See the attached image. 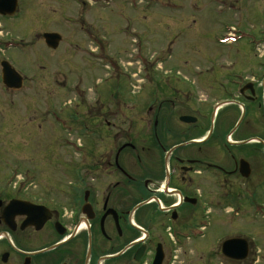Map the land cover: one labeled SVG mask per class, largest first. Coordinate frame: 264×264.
Wrapping results in <instances>:
<instances>
[{
  "label": "flooded vegetation",
  "instance_id": "flooded-vegetation-1",
  "mask_svg": "<svg viewBox=\"0 0 264 264\" xmlns=\"http://www.w3.org/2000/svg\"><path fill=\"white\" fill-rule=\"evenodd\" d=\"M62 1L68 11L75 6L73 17L62 15V24L86 41L82 47L71 40L83 48L88 65L105 68L107 58L112 63L119 58L109 52L105 26L97 28L88 18L108 4ZM117 1L129 15L138 10L135 0ZM23 9L17 0L15 14L4 17L8 34L19 31L10 30L12 22L26 21ZM230 10L245 15L240 24L232 19L227 25V64L198 70L193 83L153 71L141 75L143 87L140 82L136 92L115 87V104L123 102L128 114H105V93L95 96L99 124L84 129L97 145L85 150L69 181L66 208L57 199L43 202L39 168L28 176L23 164L0 166V264H152L157 255L161 264H170L178 248L198 239L203 201L226 200L236 216L242 206L264 218V0H245V7L234 0ZM256 14L260 19L251 26L248 20ZM130 23L129 18L123 35L135 33ZM48 33L59 35L41 33L42 41ZM23 41H6L8 50L19 49ZM62 43L61 37L57 49L44 46L54 53ZM198 56L200 66L216 59ZM25 82L19 91H0L13 102L26 92ZM49 117L58 122L53 113ZM247 250L245 260L228 261H246L249 244Z\"/></svg>",
  "mask_w": 264,
  "mask_h": 264
},
{
  "label": "rangeland",
  "instance_id": "rangeland-1",
  "mask_svg": "<svg viewBox=\"0 0 264 264\" xmlns=\"http://www.w3.org/2000/svg\"><path fill=\"white\" fill-rule=\"evenodd\" d=\"M22 1L27 19L10 22L9 27L19 31H10L9 35L3 29L8 24L0 17V59H9L27 86L26 92L13 102L0 92V166L23 164L28 176H33L35 167L39 168L37 176L41 178L43 202L57 199L65 208L69 181L76 176L75 170L83 162L85 150L97 145V139L84 129L99 124L95 96L105 93L102 111L105 114H128L130 111L124 110L123 102L115 104L113 89L126 87L138 91L144 83L140 72L146 75L157 71L163 77L193 83L198 70L211 64H227L226 53H231V48L219 39L230 20L240 24L239 16L245 15L231 13L234 0H157L151 6L142 0V5L131 15L120 9L121 2L115 1L104 11H91L88 18L93 19L97 28L105 26L102 34L110 41L109 52L119 56L114 59L117 70L112 68L113 64H110L112 69L108 66L92 69L84 59L82 47L87 45L86 41L62 24L63 14L73 17L74 5L68 11L61 5L62 0H44L42 6L41 0ZM240 4L245 7V0H240ZM123 15L133 21L132 36L122 34L126 22ZM258 19L256 14L248 22L252 26ZM44 32H56L62 37L57 52L45 49L40 36ZM21 33L23 37H17ZM10 39L24 41L19 49L6 51V41ZM71 40H77L82 47H74ZM131 40L136 43L130 44ZM198 53H208L216 59L200 66ZM136 70L138 75L132 78ZM74 86L76 90H72ZM50 111L61 120L53 124ZM12 150L18 154L11 153ZM8 175L9 170L4 176ZM231 208L232 204L226 200L203 201L201 212L206 216L202 217L203 228L196 232L198 239L178 248L170 264H264V218L251 213L250 207L242 211L241 206L237 216L230 212ZM233 238H242L249 244L250 257L242 263L230 262L221 254L222 242Z\"/></svg>",
  "mask_w": 264,
  "mask_h": 264
},
{
  "label": "water",
  "instance_id": "water-1",
  "mask_svg": "<svg viewBox=\"0 0 264 264\" xmlns=\"http://www.w3.org/2000/svg\"><path fill=\"white\" fill-rule=\"evenodd\" d=\"M109 1V0H105ZM16 9V0H0V16L12 15ZM58 36L53 34L44 35V40L48 47L55 49L58 44ZM3 78L2 82L5 86L11 88H19L21 79L18 74L6 63L1 64ZM247 243L243 239L226 240L221 245V254L229 260L242 261L247 257ZM162 258L157 255L153 264H161Z\"/></svg>",
  "mask_w": 264,
  "mask_h": 264
}]
</instances>
